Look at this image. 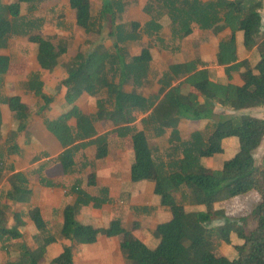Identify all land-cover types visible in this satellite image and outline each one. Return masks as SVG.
Listing matches in <instances>:
<instances>
[{"label":"trees","instance_id":"trees-1","mask_svg":"<svg viewBox=\"0 0 264 264\" xmlns=\"http://www.w3.org/2000/svg\"><path fill=\"white\" fill-rule=\"evenodd\" d=\"M46 1L0 0V49L9 52V58L0 57V103L8 105L17 119L28 123L31 116L6 92V75L11 63L19 59L17 40L47 25L68 31L79 25L94 33H102L106 24L109 29L104 44L92 48V40L82 38L72 43L73 53L63 60L58 56V44L41 41L36 53L39 68L17 82V92L38 98L36 114L60 145L71 183L66 186L47 175L43 159L51 150L34 154L30 159L34 168L16 170L13 155L20 150L19 132L11 126L5 130L0 122V169L10 171L7 183L13 199L9 202L5 188L0 189V264H42L46 259L49 264H80L76 250L97 229L94 222L79 217L85 206L102 210L107 236L124 231L122 205L106 209L113 202V185L85 177L87 169L96 171L107 165L112 147L131 149L133 171L154 166L161 184L156 202L130 205L134 216L195 211L201 225L187 236V242L161 232L155 244L121 241L124 253L135 264H159L160 258L167 264H264V148L260 165L254 156L264 139V117L243 111L264 107V0H148L147 9L158 23L151 18L146 25L141 17L120 19L130 0H90L86 5L69 0L68 8L54 4L40 13ZM163 18H168L174 36L196 50L193 59L165 65L145 54L149 42L144 40V30L160 27ZM245 27L255 41L249 55L242 54L235 36ZM211 37L218 38L217 52L205 62L198 50ZM60 48L68 51L64 44ZM210 64L221 67L227 81L213 79L206 67ZM46 70L57 78L54 92L47 90ZM186 84L193 90L184 88ZM63 89L67 90L65 104L60 112H52ZM86 97L93 98L91 110L82 104ZM216 106L233 113L215 118ZM139 135L144 138L135 141ZM231 137L241 147L224 158L220 168L207 172L205 159L212 154V146L225 144ZM31 177L43 186L65 188V196L72 198L71 208H52L55 216L62 217L60 230L48 226L39 208L13 198L16 186L32 188ZM238 179L250 180L260 201L247 213L213 224L217 213L201 205L230 199L229 188ZM93 183L96 189L90 191L88 186ZM124 194H120L122 199ZM1 215L10 216L9 223ZM26 217L33 224L27 237L18 228ZM236 237L241 241L234 243ZM211 241L233 245L235 251L217 255L209 247ZM58 243L59 249L50 253L51 246Z\"/></svg>","mask_w":264,"mask_h":264},{"label":"rangeland","instance_id":"rangeland-1","mask_svg":"<svg viewBox=\"0 0 264 264\" xmlns=\"http://www.w3.org/2000/svg\"><path fill=\"white\" fill-rule=\"evenodd\" d=\"M8 1V0H6ZM69 0H49L44 2L40 6V13H45L46 8L52 5L66 6L68 8ZM90 0H81V4L86 5ZM149 4L148 0H130L127 3V11L123 13L120 19H126L129 17H141L144 25L146 21L153 19L152 21L158 23L152 17V11L147 9ZM100 5V2L98 3ZM264 9V8H263ZM263 12V11H262ZM65 16V14H62ZM2 16L0 15V20ZM119 19V18H117ZM162 25L160 27H151L149 30H144V40L148 41V47L145 49V54L152 57L156 63L163 62L165 65H169L173 62L180 60H191L196 56V50L193 47L186 46L185 42L178 36H174L171 29V24L166 18L161 20ZM151 25V24H150ZM79 25H76L72 31L63 30L54 27L53 25H47L44 29L36 31L33 34L20 38L16 42V47L19 52V59L17 62L11 64L10 69L6 75V88L12 98L20 101L21 110L29 111L31 114L29 122L15 118L13 111L6 104L0 103V122L5 125L4 129L7 130L9 126L19 130V134H16L18 141L22 144L20 149L19 158L17 159L19 167H24V171L30 170L36 166L31 164L30 159L35 153L41 150H55V136L48 128L44 126L42 119L36 114L38 109V98L31 94L22 93V96H18L16 89L18 80L26 77L27 73L38 66L37 62V46L41 37H50L48 41L57 46L58 56L60 60L66 59L72 52V43L82 38H89L92 40V48L98 45L104 44L105 38L108 32V25L106 24L102 33L85 32ZM239 42L242 43V48L245 53L249 55L251 50L255 46L254 39L250 36L249 29H245L237 32ZM246 38V39H245ZM215 40V39H214ZM213 40L202 42L200 46H203V53L205 62H209L213 59V52L216 49L215 44L212 45ZM66 45L67 52H64L60 45ZM199 47V52H200ZM0 57L9 58L8 50L0 49ZM210 69L211 77L218 81H227L223 69L218 65L210 64L206 66ZM45 78L47 79L48 91H55L53 86L57 83V78L51 76L49 72H45ZM245 79L238 78V81L244 82ZM184 88L193 90L189 85H185ZM16 91V92H15ZM66 89H63L58 93L55 101L52 104V112H60L61 107L65 104L64 95ZM22 92V91H19ZM85 109L91 110L93 106V98L86 97L81 99ZM20 108V107H19ZM171 111V109L169 110ZM218 118L220 115H229L233 113L228 109L215 107ZM255 116L264 117V107H247L245 110ZM123 123L125 122L122 117ZM121 121V122H122ZM43 124V125H42ZM196 125V124H195ZM16 132V131H15ZM144 138L143 135H139L134 138L135 141H140ZM131 142L132 140L128 138ZM132 143V142H131ZM241 147L240 142L235 137H231L226 144L214 145L212 147V154L208 155L205 159L207 172L212 173L214 169L220 168L224 158H228L236 153ZM264 148V139L260 147L254 151L256 163L260 165L262 163V152ZM111 148L110 156L107 159L108 165H100L99 169L92 171L87 169L85 172L86 179L94 181L95 183L101 182V184L110 183L113 185L112 203L106 206V209L114 207L116 204L123 207V225L124 231L117 236H107L104 232L107 219L103 217L102 210L93 208L91 206H85L81 210L79 217L83 221H91L96 225L95 236L92 237L87 243L81 244L76 250V255L80 264H135L134 260L129 259L124 253L120 242L127 240L129 243H147L152 244L160 237V232L154 228V217L146 216H134L130 205L132 203H139L142 201H155L156 197L160 195L162 191L159 179H156L157 173L152 166V169H143L133 171L130 165V159L132 157L131 149L127 148L126 151L115 150ZM54 154L48 158H44L46 163V173L52 175V177L61 180L66 186L70 185L71 176L66 175L65 172L54 162ZM119 156V160L117 159ZM0 169V189L5 188V192L8 200L11 199L9 185L6 180L5 173L3 174ZM36 177H31L32 191L28 192L29 195L24 196L27 191L25 189L23 198L28 199V206L39 208L46 219L49 227L58 231L61 228L62 217L55 216L52 212V207L57 205L60 209H67L73 206L72 200L67 197L61 198L55 194L52 188H46L35 182ZM135 184V186L132 184ZM139 183L140 186H136ZM144 185H141V184ZM119 186V188H118ZM131 186V187H129ZM159 189L157 191V187ZM145 187V189H144ZM63 188V187H62ZM161 188V189H160ZM90 191L96 189L95 184L88 186ZM31 190V189H30ZM229 190L233 196L226 200L224 203L214 204L207 203L201 205L203 208L210 212H216L218 217L212 222L213 224L220 223L222 218L236 217L244 213H247L260 201V194L252 185V182L248 179H238L231 183ZM121 192H124L123 199L120 196ZM158 192V194H156ZM14 194V192H13ZM16 197V194H14ZM139 198V200H137ZM158 199V198H157ZM156 202V201H155ZM5 217V215H1ZM157 217V216H155ZM7 223L10 221V216L5 217ZM21 230L24 231V235L27 237L32 233L33 224L29 217L24 219L22 225H19ZM142 230L146 233L143 234ZM159 236V237H158ZM256 236L262 238V233L257 232ZM63 241V239H61ZM144 241V242H143ZM234 243L241 241L238 237L233 240ZM156 243V242H155ZM154 243V244H155ZM60 247V243L51 246L50 253L56 252ZM210 249L217 255H232L235 251L233 245H229L225 242H213L209 243ZM49 249V250H50ZM48 259L42 262V264H49ZM168 261L164 258H160L159 264H167ZM62 264L66 262L62 261Z\"/></svg>","mask_w":264,"mask_h":264},{"label":"crops","instance_id":"crops-1","mask_svg":"<svg viewBox=\"0 0 264 264\" xmlns=\"http://www.w3.org/2000/svg\"><path fill=\"white\" fill-rule=\"evenodd\" d=\"M264 11V9H263ZM263 13V16H264V12ZM168 20V18H166ZM169 21V20H168ZM79 27V26H78ZM85 32L89 33L91 31L85 29L84 27L80 26ZM244 29V28H242ZM241 29V30H242ZM240 30V31H241ZM239 31V32H240ZM235 36L238 38V34L236 33ZM48 39H50V37H41L38 44L42 41V42H48L49 44H51ZM215 39V40H214ZM208 40H213L212 41V45L215 44V47L216 49L214 50L213 52V58L215 57L216 55V52H217V41H218V38L216 37H211L209 38ZM207 40V41H208ZM206 41V42H207ZM53 45V44H51ZM203 49V46H200V52L198 50L199 53H203L202 51ZM241 52L243 55H247V54H244L245 51L244 49L242 48V43H241ZM203 59L205 58L204 56H202ZM206 59V58H205ZM12 64V63H11ZM11 66V65H10ZM39 68V63H38V66L35 67L34 69H37ZM48 72V71H47ZM25 78V77H24ZM227 80V79H226ZM223 82V81H222ZM187 89V88H186ZM188 90V89H187ZM6 92L9 94V91L8 89L6 88ZM16 92V91H15ZM22 93L23 92H17V93H14V94H17L18 96H22ZM10 95V94H9ZM19 109H23L21 108L20 104H19ZM42 123V122H41ZM43 125V124H42ZM11 127H12V124H11ZM19 131V130H17ZM20 132V131H19ZM19 138V137H18ZM18 138H17V141H18ZM55 141V140H54ZM19 142V141H18ZM20 144V149H21V143L19 142ZM226 144V143H225ZM222 145V144H220ZM214 146V145H213ZM212 146V147H213ZM60 151H61V147L58 143L55 142V150L52 151V154H54L53 156L55 157L54 158V162L61 168L62 172L64 171L65 172V169H64V165H63V161L61 159V156H60ZM19 154H20V150H19V153L15 156L13 155V159L16 158L15 160V166H16V170H21V171H24V167H19L18 165V161L17 159L19 158ZM52 154L50 156H52ZM48 156V157H50ZM48 157H45V158H48ZM45 160V159H44ZM108 165V164H107ZM152 169V167L150 168ZM149 169V170H150ZM45 171H46V163H45ZM10 171H7V170H4L3 171V174L5 173L6 175V180H7V174H9ZM47 172V171H46ZM66 174V173H65ZM49 176L52 177V175L50 174H47ZM67 175V174H66ZM156 179H158L156 177ZM101 183V182H99ZM135 186V184L133 183L132 186ZM141 185H144L143 183ZM43 186V185H42ZM136 186H140L139 183L136 184ZM46 188H52L55 192V194H57L59 196V199L61 200V198L63 199H66L67 197L65 196V188H62V187H50V186H44ZM131 187V186H129ZM145 189V187H144ZM159 189V186L157 187V191ZM161 189V188H160ZM25 189L21 188V187H17L14 188V194H16L17 196L19 197H16L14 194H13V198L15 197L18 202H25L27 203L28 199H24L23 198V193H24ZM27 193L24 195L27 197L28 192L32 191V188L31 190H26ZM156 194H158V192H156ZM161 196V192H160V195L156 197L155 201L157 200V198H160ZM9 199V198H8ZM70 200H72L71 197H69ZM137 200H139V198H137ZM13 199L11 198L9 200V202H12ZM154 201V202H155ZM72 204H73V200H72ZM54 207H57V205H55ZM53 208V207H52ZM44 216V215H43ZM154 220H155V223H154V228L156 231H159L161 233H164V234H167L169 236H172V237H175L179 240H182L184 242H187V236L190 234V233H193L194 231H197L201 228V225L199 224L198 220H197V216H196V212L195 211H184V210H180L178 211L177 213H175V211L173 213H169V214H165V215H162V216H157V217H154ZM159 237V236H158ZM144 242V241H143Z\"/></svg>","mask_w":264,"mask_h":264}]
</instances>
